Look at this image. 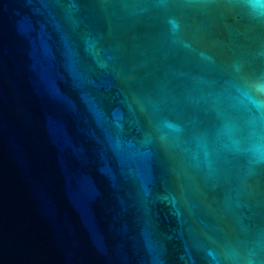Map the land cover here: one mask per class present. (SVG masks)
<instances>
[{
  "label": "water",
  "instance_id": "obj_1",
  "mask_svg": "<svg viewBox=\"0 0 264 264\" xmlns=\"http://www.w3.org/2000/svg\"><path fill=\"white\" fill-rule=\"evenodd\" d=\"M0 264H264V0H0Z\"/></svg>",
  "mask_w": 264,
  "mask_h": 264
}]
</instances>
